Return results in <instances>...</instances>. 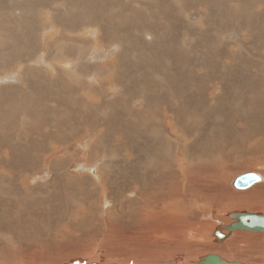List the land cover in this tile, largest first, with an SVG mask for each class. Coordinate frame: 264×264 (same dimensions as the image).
<instances>
[{
	"label": "rangeland",
	"instance_id": "rangeland-1",
	"mask_svg": "<svg viewBox=\"0 0 264 264\" xmlns=\"http://www.w3.org/2000/svg\"><path fill=\"white\" fill-rule=\"evenodd\" d=\"M210 1V8L199 5L196 10L200 11L199 19L208 15L212 30L202 33L200 28L204 24L191 27L188 34L196 39L197 45L193 50L189 46L188 52L196 56L194 50H197L198 58L201 55L204 58L219 56L221 52L220 64L223 65L219 66L216 60L207 73L211 78H217L219 75L223 76L224 69L235 68L233 76L228 80L236 92L223 96L221 103L217 105L204 95L201 116L206 117L205 121L185 131L183 137L187 142L193 143L188 148L199 158L200 163L196 169L200 173L198 181L193 185L189 183L191 181H186L187 194L184 191L181 194L179 190L177 195L173 194L174 189L172 193V187L168 189L163 179H155L152 185L139 194L130 179L133 174L129 172L125 175L121 166L131 158L128 169L139 173L151 161L149 154L152 158L155 145L150 138L144 137L145 134L136 132L138 130L134 128L128 129L135 131L133 143L127 150L129 155L114 146H108L109 150L105 152L103 149L98 150L94 148L97 140L90 143L88 138L80 137L83 133L77 132L70 139L71 144L66 146L58 144L52 138L50 141L54 148L51 149L46 137H57V134L53 130L44 133L45 127L37 119H33L31 125L21 124L25 119L22 116L15 117L14 112L26 109V95L18 89L10 90L7 87L9 81L0 83V124L12 122L11 126L0 127V136L8 132L13 138L12 148L7 143L3 144L0 162L5 161L13 166L22 165L24 168L21 176L11 172L5 179L0 177V264H65L77 260L87 264H164L159 260L166 262L174 254L182 255L180 264H199L200 257L210 253L220 254L229 261L246 260L245 264H264V256H261L264 255L263 233L254 232L252 235L248 231H237L232 233L231 238L227 237L222 241H217L212 234L221 224L231 222L228 213L232 210L255 212L260 208L256 212L264 213V78L261 76L264 70V43L255 45L251 37L244 33L246 23L236 25L227 20V12L225 16L224 12L230 9V0ZM263 11L264 4L260 3L257 12L261 14ZM164 30L167 33L171 28ZM221 32H225L226 37L223 35L221 39ZM239 38L243 40L247 52L239 48ZM202 39L213 41L211 48L201 47ZM112 52L116 53L117 49L99 48L94 44L88 62L95 56L106 57ZM4 54L8 57L5 62L0 63V79H9V75H15L14 83H26L24 76L26 71L34 70V62L24 64L22 68L9 58L10 51L1 47V55ZM39 59L41 70L54 72L41 57ZM222 60L228 65L222 63ZM105 62L107 60L103 63ZM59 64L57 62L55 66ZM206 79L205 77L203 80ZM36 81L46 82L49 90H54V84L49 81ZM208 92L211 96L217 95L218 86L208 87ZM27 110H36L35 99L28 103ZM43 110L45 113L49 112L46 107ZM72 121L75 124L78 120ZM254 122H259L258 130L251 128ZM212 126H216L213 135ZM196 135L198 143L194 141ZM98 136L103 137L101 133ZM16 139L19 140V145L15 144ZM111 139L112 144L117 145V141L123 137L112 132ZM207 140L212 143L208 145ZM112 153L116 155L113 160L118 167L117 174L104 189L95 187L99 182L91 174L90 167L102 170ZM208 153H211L210 157H206ZM213 154L216 156L212 157ZM177 157L179 158V154ZM232 165L235 168H231ZM63 167L68 172L53 177L54 168ZM181 167L185 172L190 171L189 160L186 164H181ZM248 171L258 173L263 180L245 190L235 189L232 179ZM153 175V171H146L148 179ZM169 176L164 173L163 178L167 179ZM85 185L89 189L87 192L82 191ZM118 186H123V189ZM204 186H207L206 189ZM254 187L261 188V192L256 193L257 195L253 193L247 199L240 196ZM179 195L182 200H179ZM259 201V206L253 205ZM228 239L229 242L234 240V243L225 246ZM235 250L241 251L240 255L237 254L241 259Z\"/></svg>",
	"mask_w": 264,
	"mask_h": 264
},
{
	"label": "bare ground",
	"instance_id": "bare-ground-1",
	"mask_svg": "<svg viewBox=\"0 0 264 264\" xmlns=\"http://www.w3.org/2000/svg\"><path fill=\"white\" fill-rule=\"evenodd\" d=\"M160 1L0 0V63L5 62L8 57L7 54L1 55V47L9 50V58L22 68L24 64L34 62V70L26 71L24 76L26 83H14L15 75H9V79H0V83L9 81L7 87L10 90L18 89L20 93L26 95L24 100L26 109L22 112H14L15 117L22 116L27 121L23 120L21 124L31 125L33 119H37L42 127L47 128H43L44 133L53 130L57 134V137L54 135L46 137L48 144H51L52 138L63 146L71 144L70 139L72 140V136L77 132L83 133L80 137L88 138L90 143L97 140L94 148L98 150L103 149L105 152L109 150L108 146H114L121 148L126 155H129L127 150L133 143L135 131L128 129L134 128L138 130L136 132L145 134L144 137L150 138L155 145L152 158L149 154L151 161L140 172L138 171L139 173H135L127 167L131 162L129 158L127 160L130 161L121 166L122 172L125 175L129 172L133 174L130 179L133 180L132 183L139 194L152 185L155 179H163L168 189L171 186V192L174 189L175 193H172L177 195L178 190L181 194L183 191L186 193V181H191L189 183L193 185L195 181H198L197 176L200 174L196 171L200 164L199 158L197 159L194 152L189 150L188 147L193 143L187 142L183 137L185 131L205 121L206 117L201 116L204 95L209 100L215 101L217 105L221 103L220 99L223 96L236 92L228 80L233 76L235 68L224 69L222 77L219 75L217 78H211L207 72L212 69L216 60L219 66L223 65L220 64L221 52L219 56H210V58H204L203 55L200 58L196 57L197 50H194L196 56L188 52L189 46L190 50H193L197 45L196 39L188 34L191 27L196 28L199 24H204L200 28L202 33L212 30L213 26L208 20V15L205 14L199 19L201 14L196 10L199 5L210 8V0H163V3ZM230 3V11L224 12V16L227 12V20L236 25L246 23L244 33L251 37L255 45L264 43V11L261 14L257 12V7L260 3L264 4V0H230ZM164 28L167 30L171 28V30L165 33ZM223 35L225 32H221V39ZM237 41L240 43L239 48L247 52L243 40L239 38ZM94 44H97L99 48H116L117 52L109 54L110 52L107 51L109 55L95 56L89 63L88 59L91 57L90 52ZM211 44L213 41L202 39L200 46L211 48ZM39 57L51 66L54 72L41 70L42 64ZM105 60L107 62L103 63ZM57 62H60L59 66H55ZM222 63L228 65L224 60ZM261 76L264 78V70ZM205 77L207 82L203 80ZM38 79L54 84V90L50 91L48 84L36 81ZM217 86L218 94L211 96L208 87L216 88ZM238 95L241 97L242 93ZM32 99H35V111L27 110L28 103L32 102ZM44 106L49 109V112H44ZM73 119L78 121L74 124L73 121L71 122ZM11 125L12 122L7 121V125L0 124V127ZM251 128L258 130L259 122L252 123ZM215 130L216 126L212 128L211 135ZM110 131L122 135L123 139L117 141L119 144H112ZM100 133L103 137L98 136ZM197 139L196 135L194 141L198 143ZM12 141V136L4 132L0 136V150L4 143L11 145L10 148H12ZM210 142L207 140L208 145ZM15 144H20L18 139ZM53 148L51 144V149ZM178 154L180 159L177 157ZM115 156V153L110 154L111 159L102 166V170L90 167L91 174L99 182L98 185H94L95 187L104 189L106 184L115 178L116 170H118L113 160ZM210 156L211 153L206 155V157ZM215 156V154L212 155V157ZM186 159L191 165V170L187 172L181 167V164L187 163ZM176 160L179 162L177 163ZM65 168H54L53 177L67 173ZM146 171H153V177L148 179ZM11 172L21 176L24 168L22 165L13 166L1 161L0 177L5 179ZM164 173L170 176L164 179ZM226 174L228 175V172ZM123 186L118 188L123 189ZM204 187L206 189L207 186ZM88 190L86 185L82 188L83 192ZM259 191L261 192V188L254 187L241 193L240 196L247 199L248 196ZM168 195L171 194L168 193ZM179 202L181 201H177ZM259 203L260 201L253 205L259 206ZM91 208L92 205H90ZM223 232L228 233L225 230ZM251 233L253 235L254 232ZM229 240L226 241L225 246L234 243V240L230 242ZM257 243L256 246H258ZM241 251L234 252L240 255ZM253 253L256 252L253 251ZM245 254L249 255L248 252ZM181 256L180 254L170 255L168 261L163 262L164 260L160 259L159 262L180 264Z\"/></svg>",
	"mask_w": 264,
	"mask_h": 264
},
{
	"label": "water",
	"instance_id": "water-1",
	"mask_svg": "<svg viewBox=\"0 0 264 264\" xmlns=\"http://www.w3.org/2000/svg\"><path fill=\"white\" fill-rule=\"evenodd\" d=\"M262 180L261 175L255 172H246L237 176L232 182L236 189H247L255 183ZM231 219L229 224H221L214 231L217 241L225 240L229 235L237 231L258 232L264 234V213L250 211H232L228 213ZM227 230L228 233H224ZM199 264H245L241 261H229L219 254L210 253L200 257ZM65 264H87L84 261L77 260Z\"/></svg>",
	"mask_w": 264,
	"mask_h": 264
}]
</instances>
